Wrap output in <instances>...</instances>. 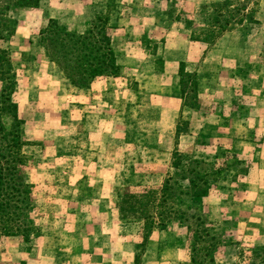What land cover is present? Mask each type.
Returning <instances> with one entry per match:
<instances>
[{
  "label": "rangeland",
  "instance_id": "374dc122",
  "mask_svg": "<svg viewBox=\"0 0 264 264\" xmlns=\"http://www.w3.org/2000/svg\"><path fill=\"white\" fill-rule=\"evenodd\" d=\"M84 1L95 2L51 3L63 4L60 19L65 24L53 20L75 34H82L96 15L109 17L118 70L99 77L110 79L93 111L102 121L92 129L100 125L105 134L103 151L96 157L100 167L85 149L92 141L83 135L87 132L83 113L73 92L85 88L73 86L37 45L38 33L47 24L28 39L15 34L4 47L11 53L17 77L14 100L28 144L23 152L31 158L23 171L25 181L32 184L31 207L21 218L28 232L0 237V264L9 257L1 244L12 237L17 238L15 244H23L22 254L30 244H81L80 238L94 235L84 231L89 218L99 226H110L113 218L139 225L138 244L128 264H193L186 223L176 221L166 228L176 231L179 244H147L150 235L143 233L142 223L120 220L118 203L125 189L140 193L160 188L169 176L184 192L172 206L188 213L201 210L218 238L214 261L206 264H249L252 251L264 247V0L259 1L258 23L247 33H225L213 44L195 41L192 34L208 25L201 11L220 0H100L104 3L100 13L78 32L76 23L82 22L73 19L71 6L81 9ZM13 12L10 16L18 18ZM32 43L41 52V67L60 70L69 88L54 85L58 92L39 98L28 87L32 77L27 71L38 58ZM182 70L198 79L194 108L182 100ZM57 81L54 77L52 83ZM178 159L181 167L175 169L172 164ZM191 170L206 174L208 200L191 198L187 181L179 180ZM91 209L97 211L89 217ZM218 224L223 225L222 232ZM179 230L184 236H177ZM64 254L68 259V252Z\"/></svg>",
  "mask_w": 264,
  "mask_h": 264
},
{
  "label": "trees",
  "instance_id": "16d2710c",
  "mask_svg": "<svg viewBox=\"0 0 264 264\" xmlns=\"http://www.w3.org/2000/svg\"><path fill=\"white\" fill-rule=\"evenodd\" d=\"M260 0H220L205 7L201 14L208 25L196 28L193 40L213 44L225 33L248 32L258 23L256 18ZM40 0H0V237L25 234L21 218L31 207L32 184L24 178V169L31 158L23 152L27 146L24 121L18 114L14 100L18 83L10 51L4 47L15 34L17 20L10 13L17 9H35ZM111 27L108 15H96L82 34L68 32L50 19L39 31L38 46L63 71L71 84L88 88L99 77L112 76L118 70L111 48ZM180 90L186 106L194 108L197 99L196 74L180 73ZM179 158L180 155H177ZM182 160H174L172 167L179 169ZM206 174L191 170L179 180L187 181L191 198H205L209 186ZM183 192L182 186L169 176L160 188L131 193L125 189L119 204L123 223H142L143 233L155 228L165 230L173 222L187 224L191 235L190 256L193 264L213 263L218 238L212 234L205 214L177 210L173 200ZM184 193V192H183ZM137 258L134 262L136 263ZM249 264H264V247L252 251Z\"/></svg>",
  "mask_w": 264,
  "mask_h": 264
},
{
  "label": "crops",
  "instance_id": "0c3cea01",
  "mask_svg": "<svg viewBox=\"0 0 264 264\" xmlns=\"http://www.w3.org/2000/svg\"><path fill=\"white\" fill-rule=\"evenodd\" d=\"M43 3H46V5H43ZM43 3H40L35 9H17L13 12V14L17 15L15 17H18L16 18L18 21L16 30L17 36H21L23 39H28L29 35L39 31V29L45 26L50 19L56 18L60 23L65 24L66 20L61 22L60 19V11L63 8V4H59V6H53L51 0H45ZM79 4H82L81 6L83 8H76V5L71 6L73 11L72 15L75 16L73 19H76L78 22H82L83 24L80 26L78 23H76L75 27L78 32H80V29L84 27V24L88 23L96 13H100V9L102 8L101 6H103L104 3H100V0H95L94 3L84 1ZM52 9L55 12L54 14H51ZM22 14L32 15L33 18L31 20L29 18H22ZM64 26L69 29L68 26ZM113 31L117 33L118 28L114 29ZM30 46L33 55H38V58L32 62V66H30L27 71L28 75L30 74L29 76L32 77L31 84L29 85L28 83V87L33 88L32 90L34 94L41 98V96H43V94L46 92H58L60 88L57 86V89H55L54 85H63L65 89L69 88L70 86L69 84H66L67 80L63 77V74L60 70L57 72L52 70L50 66L48 67L42 65L41 67L40 58L42 59V57L40 55V50L33 43ZM37 63L38 65L35 67L34 64ZM54 77H57V84L52 83ZM107 80L110 79L99 78L94 80L88 88L76 89L73 91L74 94L77 95L78 100L76 101L80 103V108L82 109L83 113L82 119L84 129L87 131L83 135L87 136L89 141H92L86 146L87 148H85L87 152H91L93 154L92 160H96V157H99V154L103 151L102 145L103 137L105 135L104 131L103 129H100V125L98 129H92V127L96 126V122L100 123V121H102L101 117L96 116L93 111L99 104L103 91H105V83ZM93 163L96 164L97 167H100L99 158ZM89 181L90 180L87 182ZM208 198L205 197L207 200ZM75 210H73V214H68L76 216ZM96 211L97 209L89 210V217L90 215L95 216ZM52 213L53 211H49V216ZM88 223L89 224L84 226V231L85 233L90 232L94 235L86 234L83 236V238H80L79 240L81 244H30V248L27 250V253L22 254L23 244H15L17 242L16 237L10 238V240H6L4 244H1L2 250L9 255L8 262L6 264H20L24 255L28 257L26 258V263L30 260L33 261V264H77L78 262H81V264H128L133 261V252L136 249L135 244H138L136 238L140 233L139 225L121 224L115 218L111 220V223L113 224L110 226H99L97 224L91 223L90 218ZM218 229L220 232H222L223 225L218 224ZM175 232L176 231L174 229H154L149 236V242L147 244H179L180 241L176 243L177 241L175 239ZM178 233L177 236H180V234L181 236H184L182 230H179ZM181 244H184V239L183 243L181 241ZM58 245H61L62 248L59 249ZM66 251L69 255L68 259L65 258L66 254H64ZM61 254L62 257L59 261V256Z\"/></svg>",
  "mask_w": 264,
  "mask_h": 264
}]
</instances>
